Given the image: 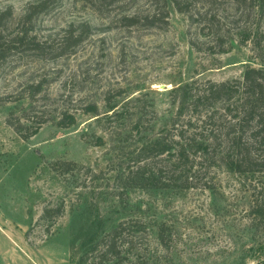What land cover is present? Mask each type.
Wrapping results in <instances>:
<instances>
[{"label": "rangeland", "instance_id": "1", "mask_svg": "<svg viewBox=\"0 0 264 264\" xmlns=\"http://www.w3.org/2000/svg\"><path fill=\"white\" fill-rule=\"evenodd\" d=\"M33 1L0 0V11L11 8L18 17ZM162 5L117 0L98 9L88 0H61L38 18L36 32L89 24L91 34L76 52L53 61H11L0 69V264H100L97 241L123 219L140 221L144 230L133 225L126 252L101 264H131L136 257L143 264H258L264 257V231L249 213L251 176L220 158L227 149L222 127L198 128L184 119L198 114L186 98L194 81H230L247 66L264 68V0L192 2L190 13L201 8L216 14L212 32L196 27L169 0L167 24L160 28L117 21ZM32 93L35 110H47L48 121L22 139L7 119L30 109ZM90 105L98 114L86 112ZM64 110L76 119L59 127ZM34 120L27 124L35 126ZM183 123L186 137L195 131L198 144L217 151H191L179 162L184 169L191 162L193 169L205 166L197 187L126 179L145 142Z\"/></svg>", "mask_w": 264, "mask_h": 264}, {"label": "trees", "instance_id": "2", "mask_svg": "<svg viewBox=\"0 0 264 264\" xmlns=\"http://www.w3.org/2000/svg\"><path fill=\"white\" fill-rule=\"evenodd\" d=\"M60 1L35 0L28 3L24 12L18 17H14L11 8L0 11V69L11 61H24L29 57L53 61L76 52L77 48L91 34L89 24L79 26L71 24L58 34L39 35L36 32L38 18L54 11ZM88 1L98 9H108L117 0ZM169 1L178 12L188 13L196 27H200L201 30L208 28L212 32L213 25L217 20L216 14L203 10L201 12L199 11L201 8L193 14L190 13V7L192 2L200 3L203 7V5L211 4L216 0ZM231 1L234 4L244 5L252 0ZM166 2L167 0H161L163 5L155 7L150 14L143 16L122 15L117 18V21L124 27L160 28L161 25L167 24ZM262 33L264 34V31ZM36 86L39 89L40 84ZM188 87L186 98L190 99L193 113L198 114L197 117L190 115L185 117V122L188 125L196 124L198 128L201 125L203 127L215 125L223 128L220 132L227 142L225 143L227 149L220 158L239 175L251 176L248 190L249 213L257 222V226H261L264 231V68L247 66L239 79L221 82L197 80ZM43 96L48 98L47 94ZM30 99L34 104L32 103L30 109L24 112L21 117L11 114L12 116L7 119V123L22 139L34 135L48 121L47 110H35V93H32ZM90 107L86 112L98 114L95 105H90ZM62 114V118L57 122L59 127H68L74 123L76 119L74 116L68 117L65 110ZM65 117L70 120L66 121ZM224 117L226 121L223 119ZM23 119L26 122H23ZM33 119L37 123L35 126L27 124V121L30 122ZM181 126L180 130H177L173 125L172 128L162 130L160 135L145 142L140 147L135 164L128 170L126 179L132 180L138 185L154 187H169L173 183H178L183 188L197 187L200 178H202L199 173L205 166L193 169L195 162H191L190 166L184 169V166H179V162L187 160L191 151L194 153L200 150H204V152L217 151L216 148L209 151L206 147H202V144H198L195 131L189 138L186 137L188 127H185L184 123ZM221 143L224 141L221 140ZM63 163L64 165H75L72 161H63ZM199 164L202 165V162ZM209 181H211L210 178L204 180L203 186L209 187ZM50 210L45 209L44 213L46 214ZM61 210V207H57L55 212L58 214ZM140 223L138 220L123 219L110 231L104 233L96 244V247L99 245V257L95 263H103L106 256L120 258L134 237L131 227L134 225L139 230H144V226H140ZM158 236L160 241L164 240L162 226L158 229ZM142 261L141 258L136 257L130 263L143 264ZM257 263L264 264V257L257 258Z\"/></svg>", "mask_w": 264, "mask_h": 264}]
</instances>
